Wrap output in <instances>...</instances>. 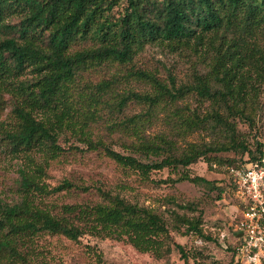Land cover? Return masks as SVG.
I'll return each instance as SVG.
<instances>
[{"label": "rangeland", "instance_id": "1", "mask_svg": "<svg viewBox=\"0 0 264 264\" xmlns=\"http://www.w3.org/2000/svg\"><path fill=\"white\" fill-rule=\"evenodd\" d=\"M124 5L125 0H121L110 16L118 17ZM18 19L19 15L13 12L6 14L3 21L15 23ZM3 35L10 33L0 31V37ZM213 40L211 46L209 41ZM90 45L92 41L85 39L73 44L71 50ZM216 47L215 37H204L201 44L178 48L166 41H151L127 61L103 60L79 69L69 86L74 115L78 116L74 117L76 125L72 130L63 128L57 132L56 141L62 149L53 155L45 146L25 153L9 150L3 135L13 127L11 108L14 101H20V95L12 84L0 85V210L5 204L19 201L23 194L19 167L30 171L38 164L42 170L36 178L44 189L33 190L29 200L82 230L76 239L47 231L32 233L18 246L22 258L1 250L0 264H185V260L188 264H229V253L220 243L232 239L231 226L240 212L228 171L243 155L238 147L209 150L186 165L174 163L146 171L116 161L102 148L107 146L141 162L158 161L179 156L189 144L198 148L227 145L232 134L253 153L259 142L264 155L263 69L250 67V78L257 88L246 92V115L227 110L225 102L231 104L230 96L223 101L217 94L199 96L193 89L185 88L199 74L207 79L211 89H223L211 68ZM136 69L151 72L168 86L171 75L173 85L182 90L174 97L158 94L152 83L133 74ZM217 69L220 75L221 70ZM35 77V71L28 66L9 80L31 82ZM99 82H106L107 86L103 87L100 99L95 100ZM131 92L148 94L154 100L138 99ZM123 96L126 98L118 106L117 101ZM78 106L94 108L93 115L81 122ZM213 110L226 118L230 126L211 118ZM193 114L203 119L196 126H188L186 119L193 118ZM80 127L97 146L86 147L83 136L76 132ZM113 195L150 209L162 218L161 256L136 248L114 228L104 229L98 224L93 227L92 206L109 204Z\"/></svg>", "mask_w": 264, "mask_h": 264}, {"label": "trees", "instance_id": "2", "mask_svg": "<svg viewBox=\"0 0 264 264\" xmlns=\"http://www.w3.org/2000/svg\"><path fill=\"white\" fill-rule=\"evenodd\" d=\"M120 1L0 0V31L10 33L0 37V85L10 83L20 95V101H14L11 108L13 127L5 130L3 135L11 152L25 153L43 146L50 150L51 155L60 151L62 147L56 141L57 132L63 128L72 130L76 125L74 117H78L74 115L75 107L69 98V86L75 81L79 69L103 60L127 61L144 43L151 41H166L173 48H178L201 44L204 37L217 38V55L211 68L223 89H211L207 79L199 74H195L194 82L185 84V88L193 89L199 96L214 97L217 94L223 101L230 96L231 104L225 102L227 110L246 115L243 110L246 92L257 88L256 83L251 81L250 67L264 70V0H125L123 12L113 18L110 11ZM13 12L19 15L18 21L4 22L5 15ZM85 39L91 40L92 45L71 50L73 44ZM209 42L214 45V40ZM225 59H229L228 64ZM28 66L35 71V80L16 79L14 83L9 80L15 79ZM217 67L221 70L220 75ZM133 74L152 83L158 94L174 97L182 90L181 86L173 85L171 75L168 86L145 69H136ZM230 78L234 79L233 82ZM96 85L100 91L96 92L95 100H99L107 83ZM130 94L149 102L154 100L148 94ZM125 98L120 97L117 105L121 106ZM237 103L241 105L237 106ZM76 108L82 119L94 113V108ZM79 109L82 111L79 112ZM210 116L230 126L216 110ZM192 117L186 119L188 126H196L203 119L197 114ZM76 132L83 136L81 139L86 147L97 146L85 137L81 127ZM233 145L243 153L232 163L234 165L264 156L259 142L255 146L256 153H253L232 134L227 145L221 143L220 146L198 148L189 144L179 156L158 161L141 162L107 146L102 145V148L116 161L146 171L174 163L186 165L206 151L227 149ZM41 170L38 164L30 171L19 167V185L23 194L19 201L5 204L0 210V251L11 256L22 258L19 244L37 231L60 233L70 239H76L82 232L65 218L56 217L29 200L28 195L33 190L44 189L36 178ZM80 211L85 213L86 210ZM90 213L93 227L98 224L104 229L114 228L124 233L136 248L161 256L159 234L164 231V226L162 218L155 212L113 195L109 204H95ZM222 242V248L229 253V264H233L232 244L225 240ZM185 264H188L186 260Z\"/></svg>", "mask_w": 264, "mask_h": 264}, {"label": "built area", "instance_id": "3", "mask_svg": "<svg viewBox=\"0 0 264 264\" xmlns=\"http://www.w3.org/2000/svg\"><path fill=\"white\" fill-rule=\"evenodd\" d=\"M232 193L240 206L232 223V263L264 261V156L228 167ZM222 246L225 243L222 242Z\"/></svg>", "mask_w": 264, "mask_h": 264}, {"label": "crops", "instance_id": "4", "mask_svg": "<svg viewBox=\"0 0 264 264\" xmlns=\"http://www.w3.org/2000/svg\"><path fill=\"white\" fill-rule=\"evenodd\" d=\"M237 202V201H236ZM242 264H246V262L242 263ZM250 264H257V261H254L253 263Z\"/></svg>", "mask_w": 264, "mask_h": 264}]
</instances>
